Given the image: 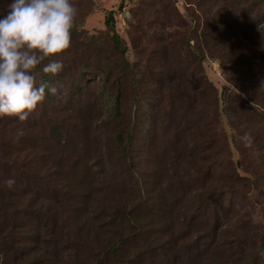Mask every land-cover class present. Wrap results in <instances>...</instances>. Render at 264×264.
<instances>
[{
    "label": "rangeland",
    "instance_id": "obj_1",
    "mask_svg": "<svg viewBox=\"0 0 264 264\" xmlns=\"http://www.w3.org/2000/svg\"><path fill=\"white\" fill-rule=\"evenodd\" d=\"M73 3L0 116V264H264V0Z\"/></svg>",
    "mask_w": 264,
    "mask_h": 264
},
{
    "label": "clouds",
    "instance_id": "obj_2",
    "mask_svg": "<svg viewBox=\"0 0 264 264\" xmlns=\"http://www.w3.org/2000/svg\"><path fill=\"white\" fill-rule=\"evenodd\" d=\"M6 9L0 12V116L24 121L44 100L45 89L58 94L40 73L62 69V60L54 56L70 45L77 8L73 0H9ZM240 139L251 142L247 132ZM4 183L11 187L14 178Z\"/></svg>",
    "mask_w": 264,
    "mask_h": 264
},
{
    "label": "trees",
    "instance_id": "obj_3",
    "mask_svg": "<svg viewBox=\"0 0 264 264\" xmlns=\"http://www.w3.org/2000/svg\"><path fill=\"white\" fill-rule=\"evenodd\" d=\"M106 20L108 21V22H110L111 24H112V26H113V23H114V18H113V13H110V14H108V16H106ZM118 96V95H117ZM118 107V106H117ZM223 117V116H222ZM226 126V129H228V125H225ZM230 146H231V148L233 149V145L231 144V142H230ZM233 155H234V153H233ZM129 216H130V219H131V221L132 222H135V219H134V217H133V215H130L129 214Z\"/></svg>",
    "mask_w": 264,
    "mask_h": 264
}]
</instances>
